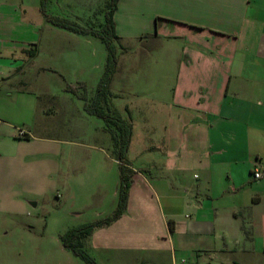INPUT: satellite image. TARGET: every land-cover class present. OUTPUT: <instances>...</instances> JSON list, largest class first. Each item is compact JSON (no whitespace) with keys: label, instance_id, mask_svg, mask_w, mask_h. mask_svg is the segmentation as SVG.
I'll use <instances>...</instances> for the list:
<instances>
[{"label":"crops","instance_id":"obj_1","mask_svg":"<svg viewBox=\"0 0 264 264\" xmlns=\"http://www.w3.org/2000/svg\"><path fill=\"white\" fill-rule=\"evenodd\" d=\"M117 8L120 39L121 21L124 37L186 45L163 53L171 54L172 68H157L166 84L143 107L138 169L131 162L133 124L127 160L136 174L127 211L92 236L108 232L103 248L122 251V264H186L184 256L188 264H264V0H120ZM122 9L129 17L120 18ZM137 10L157 20L155 28H142ZM39 27L28 20L24 0H0V175L16 165L30 170L31 144L40 153L43 144L60 142L52 136L59 128L48 123L51 112L25 82L29 71L48 69L35 60V49L29 54ZM18 96L25 117L15 114ZM108 166L94 165L97 189ZM40 167L50 179H65L69 191L84 175L67 172V165ZM255 170L263 177L256 179ZM149 201L162 246L146 242Z\"/></svg>","mask_w":264,"mask_h":264},{"label":"rangeland","instance_id":"obj_2","mask_svg":"<svg viewBox=\"0 0 264 264\" xmlns=\"http://www.w3.org/2000/svg\"><path fill=\"white\" fill-rule=\"evenodd\" d=\"M24 1L28 20L40 26L29 46V54L35 49V60L48 68L42 72L37 69L34 74L29 71L25 82L30 90L41 95L51 112L48 123L59 128L58 134L52 136L60 142L43 144L45 149L40 153L36 151L39 145L31 144L34 153L28 159L32 162L30 170L16 165L0 175V264H88L64 247L62 236L71 229L113 216L119 207L120 196L116 190L120 170L113 142L106 122L89 114L86 104H94L108 62L107 43L96 32L106 30L108 16L116 8L115 19L120 0ZM133 14L142 22V28H155L157 20H146L145 12L137 10ZM129 15L122 9L120 18ZM50 17L76 23L88 33L79 35L58 30L49 21ZM119 24L122 38L113 40L118 64L109 86L110 97L102 106L106 112L131 119L135 125L131 162L138 169L141 162L135 156L144 141L143 107L152 104L160 90L159 83L166 84L164 79L160 80L157 68H172L171 58H167L171 54L164 56L163 53L182 50L186 44L182 39H157L155 35L143 39L124 37L121 21ZM167 72L171 81L172 74ZM18 99L15 114L25 117L27 109L21 102L22 97ZM100 164L109 165V173L104 188L97 189L93 168ZM41 165H67V172L70 168L82 171L83 179L73 181L69 191L63 184L65 179H50ZM42 186L45 192L38 191ZM154 208L155 204L149 201L143 212L147 218L146 242L149 246H162L163 240L160 243L155 240L163 228ZM107 233L102 231L88 238L83 249L98 264H122V251L103 248ZM180 260L188 264L190 258L184 256Z\"/></svg>","mask_w":264,"mask_h":264},{"label":"trees","instance_id":"obj_3","mask_svg":"<svg viewBox=\"0 0 264 264\" xmlns=\"http://www.w3.org/2000/svg\"><path fill=\"white\" fill-rule=\"evenodd\" d=\"M115 10L116 8L114 9V12ZM114 12H111L108 16V25L106 30L96 32V34L102 36V39L107 43L108 62L106 65L105 74L99 86L97 98L94 104H86V111L89 114L95 115L106 122V130L110 134L113 141L114 154L116 161L119 164L120 170V182L118 186V193L120 196L119 207L113 216L71 229L62 236L64 247L69 249L77 257H80L88 264L98 263L83 249L85 240L92 236L97 229L103 228L105 226H111L113 223L122 218L129 201L130 190L132 187V178L136 174L127 160V154L133 136L132 120L123 119L115 114L106 112L102 106V103L106 102L110 97L109 86L115 75L118 64L116 51L113 44V40L119 39L116 31V24L113 19ZM49 21L54 26L75 34L87 35L88 33L87 29L65 19L50 17ZM69 90L71 89L69 88Z\"/></svg>","mask_w":264,"mask_h":264},{"label":"built area","instance_id":"obj_4","mask_svg":"<svg viewBox=\"0 0 264 264\" xmlns=\"http://www.w3.org/2000/svg\"><path fill=\"white\" fill-rule=\"evenodd\" d=\"M20 137H25V133H24V131H21V132H20ZM254 177H255L256 179H260V178L263 177V174H262L260 171L255 170V172H254Z\"/></svg>","mask_w":264,"mask_h":264},{"label":"water","instance_id":"obj_5","mask_svg":"<svg viewBox=\"0 0 264 264\" xmlns=\"http://www.w3.org/2000/svg\"><path fill=\"white\" fill-rule=\"evenodd\" d=\"M34 205H36V204H34Z\"/></svg>","mask_w":264,"mask_h":264}]
</instances>
